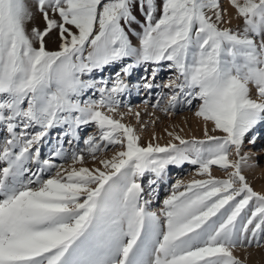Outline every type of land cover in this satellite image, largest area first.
<instances>
[{"label":"snow or ice","instance_id":"1","mask_svg":"<svg viewBox=\"0 0 264 264\" xmlns=\"http://www.w3.org/2000/svg\"><path fill=\"white\" fill-rule=\"evenodd\" d=\"M229 3L242 28L221 26L230 21L220 0H36L45 27L29 33L26 0H0V264H243L235 249L264 246V194L242 172V148L264 125V0ZM53 31L59 46L49 51ZM117 63L113 80L95 78ZM146 64L155 67L145 89L161 87L160 71L174 74L162 85L172 93L165 114L181 99L199 102L205 139L169 132L178 144H142L123 122H140L130 106L120 111L121 96L124 77ZM209 124L222 135H209ZM86 126L96 129L87 155L102 167H86L76 151L67 168L41 160L50 129L72 143ZM110 147L120 150L101 158ZM53 155L67 158L62 147ZM185 163L206 178L177 181L151 211L156 181L146 191L141 178Z\"/></svg>","mask_w":264,"mask_h":264},{"label":"rangeland","instance_id":"2","mask_svg":"<svg viewBox=\"0 0 264 264\" xmlns=\"http://www.w3.org/2000/svg\"><path fill=\"white\" fill-rule=\"evenodd\" d=\"M26 2L29 4V7L34 13L33 19L26 25L27 31L30 33L33 27L43 30L45 27V22L42 15L36 10V0H26ZM220 4L221 9L226 10L224 19L226 21H230V23H225L221 26L228 27L233 30L242 28V20L236 17L235 10L230 6L229 0H220ZM134 11L138 20H142L139 11ZM133 27H135L137 32H140V27L138 24L133 25ZM130 40L134 46L139 45V40L136 35L130 34ZM45 46L49 51L58 50L59 39L55 31H53L49 37L45 38ZM128 62L130 61H124V63ZM120 67L121 64L119 63L108 66L103 71H97L95 73V78L97 80L108 79L111 81L115 78L114 73L118 71ZM153 67L155 66L151 64L137 66L132 70L130 76L124 77L125 82L129 84V90L121 96L122 106L120 111L126 113L127 108L130 106L133 110V113H140V122L137 123L134 115H126L123 122L131 124L134 128H136L137 133L141 136L142 144H146L152 140L153 136L156 137V139L152 141L153 143L165 145L169 142H173L178 144V141H174L172 137L168 135L169 132L179 134L186 140H191L193 138L205 139L204 122L194 125L192 121L194 119L193 115L198 107V101H195L193 105L188 108L186 106L184 107V105L187 104L183 102V99H181L180 102L177 103L176 107L180 105L182 111L174 112V109H172L170 110L171 114H165L163 111H161L162 108L167 106L168 99L172 95L169 89L162 87V85L174 75L172 72L164 70L157 74L153 83L155 85H160L161 87H154L152 89H145L142 87V78L145 76L150 77ZM93 98L98 99V94L93 96ZM171 115L172 117H170ZM183 123L188 124L186 126ZM211 127V124H209V135H222V133L219 132H212ZM64 130L65 129L61 127H54L49 130L47 137H45L40 146L41 160L51 159L56 164L63 165L65 168H67L72 164L70 159L71 153L76 151L84 152L86 156V167H102L98 161H93L92 158L87 155V146L83 143L84 139H86L88 135L96 133L94 126H86L82 128L79 140H74L72 143H68V140L71 139V137H65L63 135ZM256 132L259 134V138L257 139L256 143L253 145L247 143L246 141L242 148V154L248 153L250 157L248 160L249 166H245L242 169V172L253 190L264 194V125L258 126ZM0 139H2V137H0ZM60 147H62L66 153V159H61L53 155L55 150ZM118 150L120 149L110 147V149L105 153H101L99 155L101 158H111V156L114 155V153ZM2 166L4 165H0V167ZM31 167L33 171L37 170L36 165H32ZM77 167H79V165H77ZM196 173L197 166L191 165L189 163H185L181 166H170L161 179H156L154 174L146 173L145 176L140 180L146 191L149 190L150 182L153 180L156 181L155 184L151 185L153 194L151 204L149 206L150 210L156 212L157 214L160 213V209L163 207V200L171 193L172 186L177 181L188 183L194 179L206 178L199 176ZM212 174L216 178H226V173L219 169L218 166H213ZM44 178H47V174H45ZM233 254L239 258L243 264H264V246L240 247L235 249Z\"/></svg>","mask_w":264,"mask_h":264},{"label":"bare ground","instance_id":"3","mask_svg":"<svg viewBox=\"0 0 264 264\" xmlns=\"http://www.w3.org/2000/svg\"><path fill=\"white\" fill-rule=\"evenodd\" d=\"M188 107L189 108V106L188 105H184V107ZM143 107V106H142ZM183 107V108H184ZM145 109H147V108H145ZM187 109V108H186ZM185 109V110H186ZM152 110V109H151ZM174 112H178V111H182V108H181V106L179 105L178 107H176L174 110H173ZM153 112V111H152ZM185 116V115H184ZM170 117H172V115L170 116ZM189 118V117H188ZM193 124L195 125V124H197V123H203V120H201V119H198V118H196L195 117V115H193ZM181 119V118H180ZM190 119V118H189ZM185 121V120H184ZM189 121V120H188ZM185 122H187V121H185ZM178 124V123H177ZM183 124H185V123H183ZM188 124V123H187ZM187 124H185L186 126H187ZM181 128V127H180ZM190 128V127H189ZM174 129V128H173ZM186 131V130H185ZM188 133V132H187ZM191 136V135H190Z\"/></svg>","mask_w":264,"mask_h":264}]
</instances>
